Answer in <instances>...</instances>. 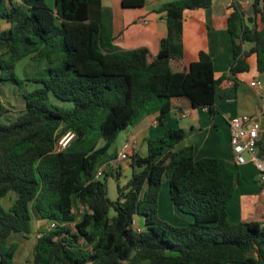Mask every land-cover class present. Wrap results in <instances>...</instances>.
Here are the masks:
<instances>
[{"label":"trees","instance_id":"1","mask_svg":"<svg viewBox=\"0 0 264 264\" xmlns=\"http://www.w3.org/2000/svg\"><path fill=\"white\" fill-rule=\"evenodd\" d=\"M210 2L160 4L155 11L164 15L168 34L153 55L144 46L115 45L112 12L101 0H0V82L22 85L15 65L24 57L46 63V73L35 79L41 87L23 93L24 108L15 119L5 118L9 110L0 99V199L10 190L17 193L8 209L0 203V264H12L17 243L7 239L30 230L31 211L55 225L38 229L26 264L54 259L59 264H264V229L256 221L226 217L236 175L220 157H194L190 144L178 146L186 132L165 126L178 98L212 115L220 83L234 82L235 73L247 70L249 53L264 74V0H251L248 19L259 20L253 30L243 25L239 5L231 3L226 18L231 63L225 72L214 76L211 59L201 50L181 70L171 67L170 35L183 10ZM144 4L120 0L122 8ZM243 43H250L246 51ZM50 94L73 105L57 106ZM152 113H159L156 121L164 131L145 140V154L127 152L131 175L123 186L117 183L111 200L105 176L118 179L119 171L110 167L102 179L95 171L115 158L108 152L118 134ZM68 131L72 138L57 150ZM163 182L174 207L191 217L182 226L157 217ZM78 204L85 206L79 215ZM135 217L141 219L139 231L132 225Z\"/></svg>","mask_w":264,"mask_h":264},{"label":"crops","instance_id":"2","mask_svg":"<svg viewBox=\"0 0 264 264\" xmlns=\"http://www.w3.org/2000/svg\"><path fill=\"white\" fill-rule=\"evenodd\" d=\"M167 1L171 0H145L141 7L121 8L122 20L118 27L112 9L113 0H101L102 5L109 7L112 12L115 45L124 49L144 46L156 55L160 40L167 36L168 28L164 15L157 13L155 9ZM232 2L239 5L244 26L250 30L258 27L257 17L248 19L253 16L251 0H211L205 8L183 10L170 35V50L174 55L171 67L174 70L179 71L183 65L195 60L200 50L209 55L214 76L228 69L231 63V45L226 30V18L232 10ZM4 26L3 24L2 27ZM249 47L250 43L242 44L244 51ZM244 61L247 70L235 73L234 82L230 85L225 80L220 83L214 96L212 115L207 114L204 108L191 107L184 98H178L172 101L173 106L166 113L165 126L179 127L186 132L178 146L190 144L194 157H220L236 175L237 182L226 207L227 220L259 223V215L264 211V185L256 180L255 168L251 162L240 165L233 162L228 145V120L235 115L247 114L258 122L257 150L264 154V74L255 69L254 53L245 56ZM251 80L259 81L261 88L256 90L251 87ZM158 114H146L136 124L123 130L125 138L118 146H112L113 142L108 153L117 155L121 146L131 139L136 140V150L140 153L139 149L145 146L146 139L156 138L164 131V127L156 121ZM107 161L114 167V159ZM173 206L172 209L175 208ZM136 220L141 224L140 219ZM188 221V217H179L178 220L180 226Z\"/></svg>","mask_w":264,"mask_h":264},{"label":"rangeland","instance_id":"3","mask_svg":"<svg viewBox=\"0 0 264 264\" xmlns=\"http://www.w3.org/2000/svg\"><path fill=\"white\" fill-rule=\"evenodd\" d=\"M52 0H47L48 3H51ZM120 0H113V14L116 25L119 27L121 24V10ZM46 63L44 60L40 58H36L33 56L24 57L16 62L15 72L17 76L22 80V85L19 86L11 81L0 82V99H2L4 105L8 108V112L5 114V118L12 120L15 119L17 115H19L23 108V93L32 91L38 87H41V84L36 82L35 79L41 77L46 73ZM50 100L57 106L61 107H71L73 104L70 101H62L54 97L50 94ZM6 119L4 121L8 122ZM123 138H125V131H121L116 137L112 146H118L121 144ZM140 153L143 155L146 152L145 146L140 147ZM117 156V155H116ZM115 155L113 157H116ZM115 159V158H113ZM114 163V168L119 171L120 177L116 179L113 176H105L106 178V186H107V196L111 200H115L117 197V183L123 186L127 179L131 175V168H129V164L127 160H120ZM113 165V164H112ZM102 170L105 171L108 169L110 171V167H113L107 163L102 164ZM115 173V172H114ZM102 179V178H101ZM17 193L13 190H10L5 196L0 199V203L4 209H8L11 204L14 202ZM173 203L170 198L169 188L166 182H163L161 185L159 199H158V212L157 217L161 221L168 222L170 224L180 226L178 220L179 217H191L187 214L179 213V210L173 208ZM174 207V206H173ZM176 209V210H174ZM177 215H175V212ZM110 214H113V210L110 211ZM180 215V216H179ZM136 219L138 217H135ZM141 220V219H140ZM44 219H36L35 214L31 211V221H30V230L26 233L22 232H12L8 239L7 243L16 242L17 248L14 251L12 257V264H26L31 260L34 245L37 238V232L40 227L45 223ZM186 224V223H185ZM52 264H59V262L54 259Z\"/></svg>","mask_w":264,"mask_h":264},{"label":"built area","instance_id":"4","mask_svg":"<svg viewBox=\"0 0 264 264\" xmlns=\"http://www.w3.org/2000/svg\"><path fill=\"white\" fill-rule=\"evenodd\" d=\"M226 84L230 85L231 80H227ZM249 85L256 90L261 88V83L256 80L249 81ZM228 145L231 152V157L236 165L243 164L245 162H251L255 168L256 180L264 184V154H260L257 150L256 139L258 136L259 125L255 118L251 115L240 114L232 116L228 120ZM73 133L68 131L62 137L59 138L57 142L56 149L61 150L64 148L69 140L72 138ZM137 148L136 140L126 141L120 148L114 162L123 160L126 158L127 152L132 149L135 151ZM104 175L102 167H98L95 171V177L101 179ZM85 206L83 204H78L75 209V213L78 215L83 213ZM40 227V229H50L54 227L55 223L53 221H47ZM133 228L139 231L141 225L137 222L136 218L132 220ZM259 226L264 229V211L259 215ZM40 232H37V236Z\"/></svg>","mask_w":264,"mask_h":264}]
</instances>
